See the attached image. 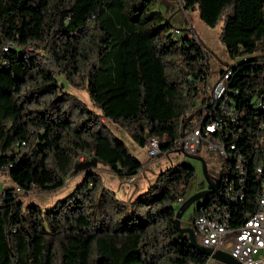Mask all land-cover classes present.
Masks as SVG:
<instances>
[{
  "label": "trees",
  "instance_id": "16d2710c",
  "mask_svg": "<svg viewBox=\"0 0 264 264\" xmlns=\"http://www.w3.org/2000/svg\"><path fill=\"white\" fill-rule=\"evenodd\" d=\"M178 1L206 26L222 24L220 42L235 61L225 96L238 116L221 139L250 157L244 204L252 210L253 141L264 122V0ZM172 30L153 0H0V172L15 187L0 193V264L206 262L174 224L192 166L162 170L130 199L104 186L95 168L127 183L141 167L106 121L140 147L160 137L161 153L198 123L202 107L188 112L207 85L208 54L196 37ZM76 78L99 112L67 90ZM74 167L81 182L51 209L21 201L17 192L61 188ZM222 191L208 194L193 219Z\"/></svg>",
  "mask_w": 264,
  "mask_h": 264
},
{
  "label": "rangeland",
  "instance_id": "374dc122",
  "mask_svg": "<svg viewBox=\"0 0 264 264\" xmlns=\"http://www.w3.org/2000/svg\"><path fill=\"white\" fill-rule=\"evenodd\" d=\"M153 1L154 8L161 12L173 28L182 31L184 35L196 37L208 54L209 75L207 85L206 87L204 84L198 86V96L192 100L191 108H189L188 112L189 115H192L194 111L202 107L204 95H209L212 85L220 77V72L233 68L235 61L229 57L220 42L219 35L222 24L216 25L214 28L206 26L199 19L196 10L183 9L178 0ZM75 82L78 85L72 84L68 86L67 90L78 97L88 108L99 112L90 103L89 95L85 88V80L83 78H76ZM106 125L123 141L129 153L141 163L140 170L134 177L133 183L121 181L112 175L103 165H96L95 168L101 175L104 186L116 192L121 198H133L138 192L144 191L148 186L152 185L162 170L180 164L190 165L194 168V175L189 181L183 196V204L196 194L207 191L208 183L204 174V166L206 167L208 179H212L211 183H215L216 178L218 180L220 177L222 160L217 153L208 151L205 147H202L196 155H190L191 157L187 156L180 146H177L173 150H167L155 158H150L147 154L146 145L140 147L129 137L124 129L116 124L106 121ZM85 159L89 158L80 157L76 162H84ZM81 179L82 173L78 168L74 167L68 175L65 184L55 191L42 193L39 190L33 189L28 193H17L25 205H37L45 211L51 209L59 200L62 201L71 194L81 182ZM5 189H15V187L6 173L0 172V193ZM205 200L206 197H203L186 205L180 217L181 228L191 227L194 209L202 205ZM179 207L180 205H174L175 210H178Z\"/></svg>",
  "mask_w": 264,
  "mask_h": 264
},
{
  "label": "built area",
  "instance_id": "2783aa9c",
  "mask_svg": "<svg viewBox=\"0 0 264 264\" xmlns=\"http://www.w3.org/2000/svg\"><path fill=\"white\" fill-rule=\"evenodd\" d=\"M181 33L174 28V34ZM230 76L231 70L228 69L215 81L207 99L210 104L202 105L198 123L181 136L180 144L177 145L188 155H196L202 147L217 153L222 160L221 171H228V174L231 173L233 176H228L223 191L213 199L212 207L200 211L193 219L191 228L198 242L213 252L228 253L239 264H264V195L259 217H253L240 232L229 233V228H226L227 219H233L235 214L246 206L244 203L249 189L247 180L250 163V157L246 158L240 152H237V156H230L227 153V145L221 139L222 130L227 131L228 124L233 123L232 106L225 96L226 83ZM262 129L264 128L261 121L254 136L252 152L254 158L251 165L259 166V173L264 174V155H260V139L264 137L260 134ZM162 143L163 140L154 141L152 137L147 138L146 148L150 158L161 154ZM256 157H263V164H256ZM223 163H231V170H223ZM133 180L134 177L128 182ZM182 203L181 197L176 205ZM207 264L221 263L208 257Z\"/></svg>",
  "mask_w": 264,
  "mask_h": 264
},
{
  "label": "bare ground",
  "instance_id": "6f19581e",
  "mask_svg": "<svg viewBox=\"0 0 264 264\" xmlns=\"http://www.w3.org/2000/svg\"><path fill=\"white\" fill-rule=\"evenodd\" d=\"M172 32L174 33V30H172ZM174 35L176 36L177 34H174ZM231 74H232V70H231ZM263 109H264V107H263ZM232 116H233V123H234L237 119L238 114L235 111V109L233 108V105H232ZM262 128H264V122H262ZM159 138L160 137H158V138L152 137V140L161 141ZM180 138H181V136L179 137V139L176 142L177 145L180 144ZM263 144H264V137H262L260 139V146H262ZM227 153L230 156H237V152H235L234 145L227 147ZM258 164H263V158ZM223 170H231V163H223ZM253 173H255V174H253V176H254V179L258 185L257 186L258 191L256 193V196H254L255 197L254 198V208L252 210L249 208H248V210L247 209L245 210V207H243V209L239 210L237 212V214H235V217L233 219H227L226 228H229V233L240 232V230L243 229V227L245 225H247L249 222L252 221L253 217H259L261 215V202H263V195H264V174L259 173V166H253ZM227 179H228V171H221L220 177L217 180L218 188L219 187L224 188V184H226ZM180 200H181V198H178L176 204L179 203ZM211 207H212V202L207 207H204V206L201 207L200 211H204L207 208H211ZM195 239H196V242L198 245L205 247V246L201 245L200 242H198V239L196 237H195ZM207 259H208V257H207ZM207 259H206V262L204 264H207Z\"/></svg>",
  "mask_w": 264,
  "mask_h": 264
},
{
  "label": "water",
  "instance_id": "95a60500",
  "mask_svg": "<svg viewBox=\"0 0 264 264\" xmlns=\"http://www.w3.org/2000/svg\"><path fill=\"white\" fill-rule=\"evenodd\" d=\"M187 156H190L186 154ZM191 157V156H190ZM204 174L206 178V182L208 183V189L206 192H202L199 194H196L195 196L188 199L184 204L180 205L179 209L175 212V218H174V224L176 227V230L180 237H183L184 235L187 236L190 246L196 248L199 250L203 255L206 257H211L214 261H217L221 264H239L234 258H232L228 253L215 251L213 252L209 248L202 247L197 244L194 231L190 228H181L180 227V217L182 215L183 209L186 205H188L190 202L196 201L200 198L207 197L208 194L214 193L216 189L218 188V183L215 181V183H211L210 180L207 177V171L206 167L204 166Z\"/></svg>",
  "mask_w": 264,
  "mask_h": 264
},
{
  "label": "flooded vegetation",
  "instance_id": "af4514ba",
  "mask_svg": "<svg viewBox=\"0 0 264 264\" xmlns=\"http://www.w3.org/2000/svg\"><path fill=\"white\" fill-rule=\"evenodd\" d=\"M212 182V179L210 180ZM216 181V180H215Z\"/></svg>",
  "mask_w": 264,
  "mask_h": 264
}]
</instances>
